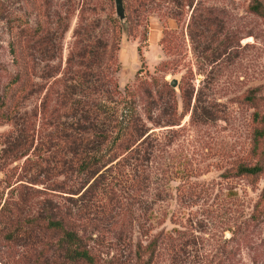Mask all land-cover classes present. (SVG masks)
Instances as JSON below:
<instances>
[{"label":"rangeland","instance_id":"374dc122","mask_svg":"<svg viewBox=\"0 0 264 264\" xmlns=\"http://www.w3.org/2000/svg\"><path fill=\"white\" fill-rule=\"evenodd\" d=\"M252 1L122 0L119 19L113 0H0V147L5 114L30 116L36 136L48 109H63L55 93L66 59L99 37L114 41V91L102 83L93 100L131 102L146 129L139 153L150 151L124 164L128 179L122 165L110 170L94 208L32 182L26 155L0 157V264H90L57 257L65 242L46 224L50 204L91 264H264V20ZM18 66L25 73L11 83ZM262 161L256 175L237 171Z\"/></svg>","mask_w":264,"mask_h":264},{"label":"trees","instance_id":"16d2710c","mask_svg":"<svg viewBox=\"0 0 264 264\" xmlns=\"http://www.w3.org/2000/svg\"><path fill=\"white\" fill-rule=\"evenodd\" d=\"M249 5V8L264 20V3L253 0ZM113 42L106 44L99 37H95L79 43L74 55H69L66 59L67 80L64 78V81L61 77L64 84L55 93V100H57L55 102L59 103L63 109L57 112L54 109H48L36 136L32 132L30 116L24 112L21 113L19 109L15 110L16 112H13L11 116L5 114L7 118L10 117L12 125L4 133L0 147V157L7 154L13 157L26 155L23 166L34 169L32 182L46 180L50 190L66 192L67 197L77 194L82 201H86L87 204L90 202L93 208L97 205L93 200L96 201L104 194L108 195L104 187L105 184H109L111 178L115 177L113 175L115 173L110 172L111 169L116 172V168L122 165L118 174H123V180L128 179L130 173L124 171V164L129 165L131 160H135L136 162L132 164L135 165L140 157L150 152L139 153L146 129L139 121L131 102L121 98L117 101H124L123 104L107 106L109 110L106 112L107 108H103L105 103L100 102L99 96H97L98 100H93L92 95L102 91L100 87L102 83L109 95L114 91L108 86L112 82L109 74L116 68ZM9 49L10 51L12 49L11 61L21 65L17 63L13 47L10 46ZM102 56L103 59H101ZM70 62L74 64V67L70 65ZM111 64L114 65L113 69L110 68ZM19 68L21 67L18 66L13 74L11 83L19 82L21 71L25 73ZM40 71L42 72L39 74L40 77L54 76V73L48 70L46 72L41 68ZM76 91L78 95H75ZM79 92L82 94L80 95ZM1 105H4L3 96H0ZM100 113H106V116L100 119ZM68 115L74 117V120L68 122L62 119ZM46 125L50 128L44 129ZM262 167L263 161L252 164L240 163L237 165V171L241 174L256 175ZM74 173L78 174L77 176L80 175L81 179L66 183L64 179H69L68 175ZM58 176L61 178L57 179ZM130 177L133 178V173ZM52 206L53 204H50L46 207L50 216L46 224L52 228H61L62 239L65 242L63 252L61 249L57 257L60 260L93 263L92 253L83 244L82 236L77 232V228H71L63 215H59L58 218L51 216L55 213ZM42 207L44 208V205ZM67 212L70 213V210ZM25 235L29 237V231Z\"/></svg>","mask_w":264,"mask_h":264},{"label":"water","instance_id":"95a60500","mask_svg":"<svg viewBox=\"0 0 264 264\" xmlns=\"http://www.w3.org/2000/svg\"><path fill=\"white\" fill-rule=\"evenodd\" d=\"M114 2V10L116 16L121 19L123 17V5H122V0H113ZM176 80L174 78H171L169 80L170 85H175Z\"/></svg>","mask_w":264,"mask_h":264}]
</instances>
